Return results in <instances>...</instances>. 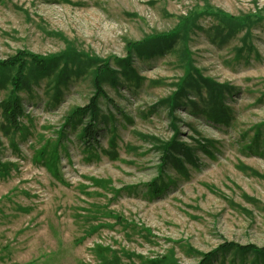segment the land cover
<instances>
[{"label": "rangeland", "instance_id": "1", "mask_svg": "<svg viewBox=\"0 0 264 264\" xmlns=\"http://www.w3.org/2000/svg\"><path fill=\"white\" fill-rule=\"evenodd\" d=\"M215 10L236 20L205 13ZM187 14L183 40L160 42L153 56L150 42L127 51ZM67 41L79 51L77 72L58 83L30 64L16 126L0 107V264H199L210 251L207 264H255L252 253L218 247L264 246V154L252 143L258 130L264 141V0H0V60L60 57ZM100 60L118 82L104 81L106 121L86 149L88 116L72 111L88 103ZM183 62L222 88L225 124L210 119L218 112L207 111L205 88L187 87L172 106ZM15 71L0 73V104ZM172 137L195 165L181 151L160 166ZM152 182L163 188L157 196Z\"/></svg>", "mask_w": 264, "mask_h": 264}, {"label": "trees", "instance_id": "2", "mask_svg": "<svg viewBox=\"0 0 264 264\" xmlns=\"http://www.w3.org/2000/svg\"><path fill=\"white\" fill-rule=\"evenodd\" d=\"M205 13H209L219 17L222 22L236 20L235 17L227 15L219 10H215L214 12L205 11ZM187 15L180 17L179 21L176 23V26H174L168 32L155 35H148L147 38H144L141 41L129 42L127 44V51H130V49L146 50V44L150 42L151 45L149 46V48L152 47V52L148 55L153 56L154 53H157L159 51L160 42L167 43L168 45L170 44L169 46H167L170 47L172 45L171 43H173L175 39L183 40L185 38V33H188L193 27L192 15ZM67 46L68 47L63 51L65 53L60 57L41 56L28 52H17L14 56L8 57L5 60H0V73H3L4 71L9 70L11 68H16L17 70L13 74L12 79L10 81L11 89L7 97L2 100L0 104L2 114L10 124L16 126L17 118L18 116L22 115L23 111L21 104L22 101L18 97L17 93L24 80V76L21 73V70L23 68L30 66L31 64L35 69L33 71L35 74L40 76L53 77L54 80L58 83H60L61 78L64 77L65 73H68L70 71L77 72L76 70H73L72 66L75 64V61L79 57V51L72 47V44L69 41H67ZM182 51L186 53L185 50ZM94 64L95 65L93 69L92 78L94 91L92 95L88 98V103L86 105L75 107L72 111V114H74V116H88V122L83 127V133L81 135L86 149H91L93 147L91 139L94 136L95 124L99 121H106V118L104 116H101L99 107V102L101 99H109L104 90V81L105 83H108L111 86H116L118 82L115 76V71L113 70V68H110L107 63L103 64V62H101L100 60L98 62H94ZM182 68L183 75L179 78V82L176 84V90L172 94L173 96L168 97V100L170 101L172 106H174L176 103L173 100L174 97L176 98L178 97V95L187 96L189 94L188 90L186 89L187 87L190 91L197 92L202 88H205L206 90H208L207 97L210 100V107L209 109H207V111L211 112L216 110V112H218V114H216V117H211L210 119L225 124L228 121V107L224 104L223 101L224 93L221 94L222 88L212 83L213 81L200 83L198 80V70L192 69L187 62L182 63ZM129 74L135 76L136 78H139V76L136 74V72H134L132 68L130 69ZM67 80L65 82H67ZM65 82H63L62 84H64ZM55 85L57 86L56 83ZM201 104L203 105L205 103ZM220 114L222 115V117H218ZM68 118L69 120L71 119V117ZM68 122L73 123V120H70ZM254 135L255 136L252 139V143H255V148L261 153L260 155H263L264 150H261V147L264 145V141L259 140L260 131H255ZM245 149L247 151H253L254 147L251 146V144H246ZM159 150L161 153V156L159 157L161 167L166 162L172 163V160L181 161V159L177 157V155H179L181 151L186 153V157L189 163L195 165V160L188 153V148L184 146L183 142L176 141L174 137L163 143L162 147L160 146ZM157 187L158 186L156 182H152L150 184L151 196H157L162 192L161 189L163 188L158 189ZM218 250L225 252L228 250H233L241 254L252 253L254 256L255 264H258L259 261H264V246L258 247L254 244L241 245L235 242L225 241L224 243L219 245ZM215 252L216 251L202 253L200 256L201 261L199 264H207L210 260L214 258Z\"/></svg>", "mask_w": 264, "mask_h": 264}]
</instances>
